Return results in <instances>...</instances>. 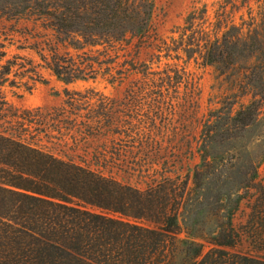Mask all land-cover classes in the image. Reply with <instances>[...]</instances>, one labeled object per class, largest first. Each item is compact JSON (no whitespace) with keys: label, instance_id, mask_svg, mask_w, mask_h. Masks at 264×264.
Returning a JSON list of instances; mask_svg holds the SVG:
<instances>
[{"label":"trees","instance_id":"16d2710c","mask_svg":"<svg viewBox=\"0 0 264 264\" xmlns=\"http://www.w3.org/2000/svg\"><path fill=\"white\" fill-rule=\"evenodd\" d=\"M96 3L92 21L82 7L40 14L52 38L44 35L31 49L64 83L98 76L121 83L126 72L140 68L126 59L116 64L118 51L165 45L155 31L151 0ZM205 13L194 10L183 30ZM224 36L219 28L197 44L203 64L223 62ZM97 46L102 51L93 50ZM145 85L160 99L152 100V115L146 111L138 119L101 105L76 122L81 116L69 92L60 106L32 110L12 108L0 95V264H264V172L254 164L240 172L245 180L233 203L232 194L206 196L197 168L190 181L189 172L175 169L177 159H165L163 138L169 131L173 139L179 135L159 106L161 88L167 91L170 82ZM259 109L254 101L242 106L236 123L248 126ZM160 162L161 169L154 168ZM135 173L146 179L144 188L130 184ZM192 196L197 206L203 196L212 199L206 205L214 229L199 238L188 231L181 239L177 219Z\"/></svg>","mask_w":264,"mask_h":264},{"label":"rangeland","instance_id":"374dc122","mask_svg":"<svg viewBox=\"0 0 264 264\" xmlns=\"http://www.w3.org/2000/svg\"><path fill=\"white\" fill-rule=\"evenodd\" d=\"M151 1L155 31L165 45L160 44L161 49L142 46L135 50L131 46L118 51L116 64L126 59L138 66L140 73L128 71L121 83L112 84L100 76L92 81L64 83L42 67L39 56L31 49L35 42L45 39L44 35L52 38L47 18L40 14L82 7L92 21V6L97 4L94 0H0V95L8 105L20 110L51 109L70 98L81 116L76 122L84 120L89 108L98 110L101 105L138 119L144 112L152 115L156 110L152 100L158 96L151 94L155 88L145 84L170 82L172 87L168 86L167 91L161 88L165 99L159 106L171 118L169 129L179 131V135L173 139L169 131L163 138L165 159L169 164L177 159L175 169L181 168L182 175L189 172L190 181L197 168L201 172V192L206 196L232 194L233 203L238 183L245 180L240 172H247L251 164L259 166L260 174L264 172V0ZM203 9L204 17L196 19L190 30H183L192 12L195 10L201 17ZM219 28L226 39L223 62L203 64L197 44L201 45ZM41 45L46 48L44 43ZM166 46L176 51L168 52L164 50ZM187 47L188 54L184 52ZM95 49L102 51V47ZM115 51L109 50L108 54ZM31 67H36L34 73L28 71ZM66 92L72 95L68 98ZM252 101L260 107L258 115L248 126L238 125V112ZM106 144L108 148L112 145L108 141ZM161 163L154 168L160 170ZM137 176L138 173L132 176L130 184L140 182L144 188L146 179ZM191 199V205H185L177 219L181 239L187 237L188 231L199 238L214 229L206 205L212 199L205 201L203 196L199 206L192 204L194 196ZM202 242L207 251L208 245ZM180 258L177 256V260Z\"/></svg>","mask_w":264,"mask_h":264}]
</instances>
